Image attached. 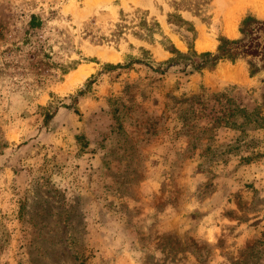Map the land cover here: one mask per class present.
Returning <instances> with one entry per match:
<instances>
[{"label": "rangeland", "instance_id": "1", "mask_svg": "<svg viewBox=\"0 0 264 264\" xmlns=\"http://www.w3.org/2000/svg\"><path fill=\"white\" fill-rule=\"evenodd\" d=\"M87 1L0 0V264H264V125L225 124L264 119V59L167 68L112 34L145 12L187 53L173 0ZM211 7L181 12L197 54L264 21V0Z\"/></svg>", "mask_w": 264, "mask_h": 264}, {"label": "trees", "instance_id": "2", "mask_svg": "<svg viewBox=\"0 0 264 264\" xmlns=\"http://www.w3.org/2000/svg\"><path fill=\"white\" fill-rule=\"evenodd\" d=\"M212 0H178L172 1L170 7L172 13L166 15L167 24L171 31L178 35L186 44L187 53H181L171 43L169 38L163 33L160 24L152 18L147 20V13L136 11L135 21L133 25L128 27L121 13V23L116 25V31L112 34V38L119 39L126 31L131 30V35L138 40L145 41L149 44H158L164 51L172 55L167 61V68L178 65L190 66L195 71L203 69H214L219 62L228 61L235 64L241 59H264V21L253 18L248 15L240 23L239 33L241 38L229 40L224 37L218 39V46L214 53L203 52L197 54L194 50V42L197 37V32L194 26L187 20L183 19L181 12H188L191 15L200 18L202 21L211 10ZM144 16V17H143ZM143 53H148L146 50H141ZM249 60V61H250ZM137 63H144L136 60ZM250 66V74L254 75L258 71L252 62H248ZM149 67L150 64L146 63ZM114 68H122L120 64L110 66ZM160 71V70H158ZM163 72V71H162ZM236 113L241 115L242 122H226V125L234 129H240L243 126L254 124V126L262 127L264 119L251 120L249 116L244 114V110L236 108Z\"/></svg>", "mask_w": 264, "mask_h": 264}, {"label": "bare ground", "instance_id": "3", "mask_svg": "<svg viewBox=\"0 0 264 264\" xmlns=\"http://www.w3.org/2000/svg\"><path fill=\"white\" fill-rule=\"evenodd\" d=\"M99 1L100 0H88L87 1V10H90L93 6H95L96 4H98ZM143 1L144 0H132V2H134L135 4L141 3ZM84 13L88 14L89 12L88 11L86 12V10H85ZM164 27H165V24H164ZM227 29H228V31L229 30L232 31L231 26H228ZM196 48L199 51H201V50L204 49L203 46H202V44L199 41L196 42ZM89 52L90 53H93V54H96L97 57H99L101 60L114 61L116 59V57H115V55L113 53L107 52L105 50H96V51H89ZM90 70H91V67L90 66L80 67L73 75L70 76V78L68 80V84L70 85V84H72L75 81L82 80L83 78H85L89 74ZM220 72H221V70H220ZM222 74H223V72H222Z\"/></svg>", "mask_w": 264, "mask_h": 264}, {"label": "crops", "instance_id": "4", "mask_svg": "<svg viewBox=\"0 0 264 264\" xmlns=\"http://www.w3.org/2000/svg\"><path fill=\"white\" fill-rule=\"evenodd\" d=\"M230 26H231V25H230ZM231 29H233L232 26H231Z\"/></svg>", "mask_w": 264, "mask_h": 264}]
</instances>
